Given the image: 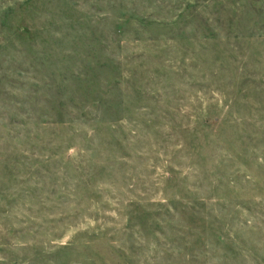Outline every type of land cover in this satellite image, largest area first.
Listing matches in <instances>:
<instances>
[{
    "label": "rangeland",
    "instance_id": "1",
    "mask_svg": "<svg viewBox=\"0 0 264 264\" xmlns=\"http://www.w3.org/2000/svg\"><path fill=\"white\" fill-rule=\"evenodd\" d=\"M0 264H264V0H0Z\"/></svg>",
    "mask_w": 264,
    "mask_h": 264
}]
</instances>
